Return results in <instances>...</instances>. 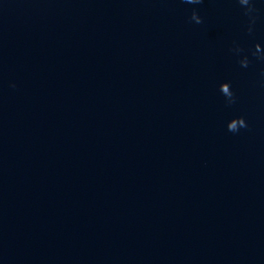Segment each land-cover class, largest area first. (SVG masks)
Listing matches in <instances>:
<instances>
[{"label":"water","instance_id":"1","mask_svg":"<svg viewBox=\"0 0 264 264\" xmlns=\"http://www.w3.org/2000/svg\"><path fill=\"white\" fill-rule=\"evenodd\" d=\"M0 264H264V0H0Z\"/></svg>","mask_w":264,"mask_h":264}]
</instances>
